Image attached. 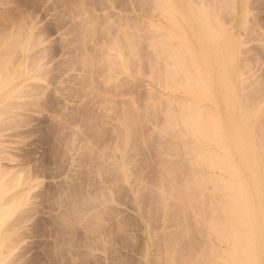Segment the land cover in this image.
<instances>
[{"label":"rangeland","instance_id":"1","mask_svg":"<svg viewBox=\"0 0 264 264\" xmlns=\"http://www.w3.org/2000/svg\"><path fill=\"white\" fill-rule=\"evenodd\" d=\"M0 264H264V0H0Z\"/></svg>","mask_w":264,"mask_h":264},{"label":"bare ground","instance_id":"2","mask_svg":"<svg viewBox=\"0 0 264 264\" xmlns=\"http://www.w3.org/2000/svg\"><path fill=\"white\" fill-rule=\"evenodd\" d=\"M228 104H232V99H231V98L229 99ZM250 238L253 239L252 236H251ZM254 260H256V259H255V256H254Z\"/></svg>","mask_w":264,"mask_h":264}]
</instances>
